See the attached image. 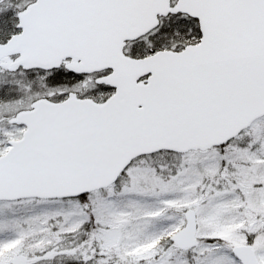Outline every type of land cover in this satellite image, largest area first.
Returning a JSON list of instances; mask_svg holds the SVG:
<instances>
[{
    "label": "snow or ice",
    "instance_id": "snow-or-ice-1",
    "mask_svg": "<svg viewBox=\"0 0 264 264\" xmlns=\"http://www.w3.org/2000/svg\"><path fill=\"white\" fill-rule=\"evenodd\" d=\"M0 264H264V0H0Z\"/></svg>",
    "mask_w": 264,
    "mask_h": 264
}]
</instances>
